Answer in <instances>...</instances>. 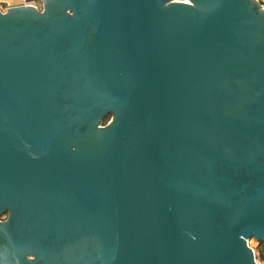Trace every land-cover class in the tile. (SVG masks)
Segmentation results:
<instances>
[{
	"label": "water",
	"instance_id": "95a60500",
	"mask_svg": "<svg viewBox=\"0 0 264 264\" xmlns=\"http://www.w3.org/2000/svg\"><path fill=\"white\" fill-rule=\"evenodd\" d=\"M39 3L0 10V264H257L258 0Z\"/></svg>",
	"mask_w": 264,
	"mask_h": 264
},
{
	"label": "trees",
	"instance_id": "16d2710c",
	"mask_svg": "<svg viewBox=\"0 0 264 264\" xmlns=\"http://www.w3.org/2000/svg\"><path fill=\"white\" fill-rule=\"evenodd\" d=\"M107 119V116L104 117V121ZM254 256L259 260L264 261V242L259 240L254 246Z\"/></svg>",
	"mask_w": 264,
	"mask_h": 264
},
{
	"label": "built area",
	"instance_id": "2783aa9c",
	"mask_svg": "<svg viewBox=\"0 0 264 264\" xmlns=\"http://www.w3.org/2000/svg\"><path fill=\"white\" fill-rule=\"evenodd\" d=\"M258 2L260 3L261 7L264 9V0H258ZM21 3L29 4V5H32L34 7H39V5H40L39 0H21ZM254 260L257 264H259V262L257 261V259L255 257H254Z\"/></svg>",
	"mask_w": 264,
	"mask_h": 264
},
{
	"label": "crops",
	"instance_id": "0c3cea01",
	"mask_svg": "<svg viewBox=\"0 0 264 264\" xmlns=\"http://www.w3.org/2000/svg\"><path fill=\"white\" fill-rule=\"evenodd\" d=\"M21 3V0H0V10H4L6 7Z\"/></svg>",
	"mask_w": 264,
	"mask_h": 264
},
{
	"label": "rangeland",
	"instance_id": "374dc122",
	"mask_svg": "<svg viewBox=\"0 0 264 264\" xmlns=\"http://www.w3.org/2000/svg\"><path fill=\"white\" fill-rule=\"evenodd\" d=\"M248 244L251 246V247H253V249H254V246H255V244H256V241L254 240V239H248ZM256 258V257H255ZM257 259V261L259 262V264H264V261H262V260H259L258 258H256Z\"/></svg>",
	"mask_w": 264,
	"mask_h": 264
},
{
	"label": "flooded vegetation",
	"instance_id": "af4514ba",
	"mask_svg": "<svg viewBox=\"0 0 264 264\" xmlns=\"http://www.w3.org/2000/svg\"><path fill=\"white\" fill-rule=\"evenodd\" d=\"M36 8H38V9H40V5H39V7H36ZM6 218V211H4V212H2L1 214H0V220L2 221V220H4ZM249 239H252V238H249ZM257 242V241H256ZM247 244H248V240H247ZM249 245V244H248ZM251 247V246H250ZM252 249H253V247H251ZM253 254H254V249H253ZM255 257V256H254Z\"/></svg>",
	"mask_w": 264,
	"mask_h": 264
}]
</instances>
